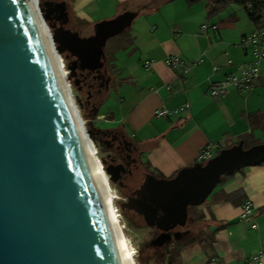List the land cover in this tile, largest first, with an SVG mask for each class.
<instances>
[{"label": "water", "instance_id": "obj_1", "mask_svg": "<svg viewBox=\"0 0 264 264\" xmlns=\"http://www.w3.org/2000/svg\"><path fill=\"white\" fill-rule=\"evenodd\" d=\"M36 5L57 53L73 58L67 79L74 86L77 69L100 72L107 40L137 15L125 10L80 36L64 27V1ZM52 13H58L53 22ZM42 34L29 0H0V264H129L78 126L83 119L73 97L78 118L72 111ZM85 140L96 150L88 131ZM261 162L264 144L244 147L240 139L171 177L148 174L123 206L163 230L152 241L160 245L165 231L184 225L188 206L202 204L222 175Z\"/></svg>", "mask_w": 264, "mask_h": 264}, {"label": "crops", "instance_id": "obj_2", "mask_svg": "<svg viewBox=\"0 0 264 264\" xmlns=\"http://www.w3.org/2000/svg\"><path fill=\"white\" fill-rule=\"evenodd\" d=\"M60 1L77 24L91 29L125 10L138 11L126 38L111 48L119 63L101 105L109 112L99 107L97 119L121 127L150 169L170 176L198 162L207 145L218 151L245 134L251 140L264 135V72L249 89L229 86L218 97L209 95L212 85L251 58L240 38L255 25L241 5L212 13L211 0ZM170 56L188 70L167 65ZM158 109L175 112L157 116ZM245 201L251 215L240 218ZM201 210L212 233L207 264H244L253 255L259 256L255 264H264V162L222 180Z\"/></svg>", "mask_w": 264, "mask_h": 264}, {"label": "flooded vegetation", "instance_id": "obj_3", "mask_svg": "<svg viewBox=\"0 0 264 264\" xmlns=\"http://www.w3.org/2000/svg\"><path fill=\"white\" fill-rule=\"evenodd\" d=\"M59 1L55 0L54 2ZM66 12L68 21L64 27L74 30L70 27L71 15L67 7ZM57 15L58 13L50 15L52 22ZM72 59L69 57L66 60L69 62ZM75 79L79 81L75 88L83 96V98L81 95L79 96L81 108L86 110L88 116L98 113V109L105 99V91L109 90L111 82L105 65L100 69V72L77 69ZM107 79L109 82L106 88L105 81ZM93 134L100 146L104 167H108L112 172L110 181L121 196L119 206L128 224L136 228L148 229L150 232L149 238L141 243L138 258L144 263L173 264L176 256L185 246L197 243L203 238L199 226L201 220L199 221L198 217L197 219L188 216L184 225H175L165 231L168 237L164 236L165 240L162 244H153L152 241L163 233V230L147 226L140 215L134 210L124 207L123 204L135 196V191L148 174L155 178L164 176L150 169L138 145L128 137L121 127L99 128L93 130Z\"/></svg>", "mask_w": 264, "mask_h": 264}, {"label": "rangeland", "instance_id": "obj_4", "mask_svg": "<svg viewBox=\"0 0 264 264\" xmlns=\"http://www.w3.org/2000/svg\"><path fill=\"white\" fill-rule=\"evenodd\" d=\"M38 1L41 2V1H55V0H38ZM229 5H235V6L239 5L240 6V4H237L236 2H231V3H229ZM70 22H71L70 27L73 28L74 31H77L80 36H87L90 34L91 27L89 25H83V24L79 25L73 20L72 17H71ZM129 27H127L119 35L108 39L106 42V45L104 47V53L102 56V61H104V65L107 68L108 74L111 77V82H110L111 88L113 85L112 81L114 80L115 75H116V68H117V65L119 63V62L117 63L118 60L116 59L118 52L116 51V49H111V48L115 44L116 41L126 38ZM62 60L64 63V68L66 70V82L70 86V89L72 92V97L74 98V101H75V104L79 110V113H80L82 119L84 120L85 129L87 130V128H89L87 126V119H88L87 117H89V116L87 115L86 110L82 109L80 106V104H81L80 98H79V96L81 95L80 92L78 90H76L75 86L72 83L73 82L72 79H70V80L67 79V75L69 73V71L67 70V63L68 62L64 58ZM108 92H109V90L105 91V97L104 98H106L108 96ZM81 97L83 98L82 95H81ZM99 112L108 113L109 111L105 107L100 106ZM91 121L93 122V124L95 125V127L97 129H99V128L104 129V128L113 127L111 124L97 119V116L94 119H92ZM93 142H94V145L96 146V156L99 158L100 161H102L100 146L97 143V140H94ZM253 142H254V144H258V143L264 144V135L255 137ZM171 176H173V175L164 176V177L168 178ZM220 183H221V181L217 183V185L215 186L213 191L218 187V185ZM109 185H110L111 191L113 192V195H114L113 205H114V209L117 211L116 213L118 216L119 225L121 226L122 230L124 231L123 234H124L125 239L128 243L127 244L128 248L133 253L134 264H155V263H144L137 256L138 251H139L140 246H141V243L143 241H145L146 239H148L150 236L149 230L144 229V228H139V227L136 228V227H133V226L128 224L127 219L125 218V216L122 213L120 206H119V201H121V196H120L119 192L116 190V188L112 185L110 179H109ZM211 194H212V192L206 197L205 201L202 204L196 205V206H188V208H187L188 216L193 217V218L194 217L199 218V216L202 214L201 206L204 205L205 203H207ZM198 220L199 221L201 220L199 222V226H200V230H201V236L203 238L200 241H198L197 243H193V244H189V245L185 246L179 252V254L176 256L173 264H207V261L209 260V256L211 254L212 233L209 231L208 225L205 223L203 218H199Z\"/></svg>", "mask_w": 264, "mask_h": 264}, {"label": "built area", "instance_id": "obj_5", "mask_svg": "<svg viewBox=\"0 0 264 264\" xmlns=\"http://www.w3.org/2000/svg\"><path fill=\"white\" fill-rule=\"evenodd\" d=\"M249 6V5H248ZM204 29V26L202 27ZM242 49L250 53L251 58L237 65L236 73H229L220 82L212 85L209 89L211 97H218L227 91L229 86L242 91L251 88L262 72H264V26L255 27L249 34L240 38ZM166 64L172 67H180L181 72L188 70V64L178 56H170L165 60ZM147 64H150L147 62ZM174 111L158 109L155 111L157 116H167ZM217 151L214 145H207L198 155V162H204L215 155ZM251 215V204L245 201L242 205L240 218H246ZM255 225H253L254 227ZM259 260L258 255H253L247 259L244 264H255Z\"/></svg>", "mask_w": 264, "mask_h": 264}, {"label": "bare ground", "instance_id": "obj_6", "mask_svg": "<svg viewBox=\"0 0 264 264\" xmlns=\"http://www.w3.org/2000/svg\"><path fill=\"white\" fill-rule=\"evenodd\" d=\"M30 1V6L32 8V11L35 15V18L37 20L38 25L40 26L41 30H42V35L45 39V42L47 44V47L50 51V54L52 56V59L54 61V64L56 66L57 72L59 74V77L61 79L62 85L64 87V90L66 92L67 98L69 100V103L71 105L72 111L74 113H76V107L74 106L75 104L72 101V92L70 89L69 84L66 82V70L64 68V63H63V58L61 55H59L55 49V46L53 44V41L50 38V34L47 30L46 24L43 23L39 13L37 12V8L38 7L36 5V1L38 0H29ZM76 117H77V113H76ZM78 118V117H77ZM78 126L79 129L81 131L82 137L84 139V142L86 144L87 150L89 152V155L91 157L92 163L94 165V168L101 180L105 195L107 197V200L109 202V205L111 207V210L113 212L114 218H115V222L117 225V229L119 232V235L125 245L126 251H127V255H128V260H129V264H134V257H133V253L132 251H130V249L128 248V243L125 239V236L123 234V230L121 228V226L119 225V220H118V216H117V211L114 209V205H113V200H114V195L113 192L111 191L110 185H109V173L105 171L104 167L102 166V162L99 160V158L96 156V150H94V147L90 146V143L87 142L85 140V135H86V129H85V125H84V121L82 120V122L78 119Z\"/></svg>", "mask_w": 264, "mask_h": 264}, {"label": "trees", "instance_id": "obj_7", "mask_svg": "<svg viewBox=\"0 0 264 264\" xmlns=\"http://www.w3.org/2000/svg\"><path fill=\"white\" fill-rule=\"evenodd\" d=\"M231 2H236L240 5H242L244 10L246 11L248 18L252 21V23L255 25V27L264 26V0H211L208 3V6L210 7V11H212V13H214V12L218 11L220 8L226 6L227 4H229ZM136 12H138V11H136ZM96 115H98V113H95V114L87 117L88 118L87 119V126L89 127V128H87V131H88L89 136L91 137L92 141L96 140V138L94 137V134H93V130H95L97 128L95 127V125L93 124V122L91 120L94 119ZM240 139L243 141L244 147H249V146L254 144L253 140H251L250 134H245V135L241 136ZM230 175L231 174L222 175L219 182L224 180L225 178L229 177ZM231 196L232 195H225L224 199L231 198ZM199 218H203V215L201 214L199 216Z\"/></svg>", "mask_w": 264, "mask_h": 264}]
</instances>
